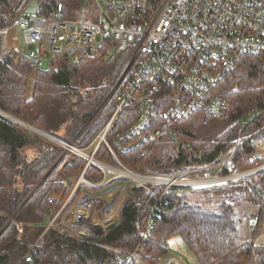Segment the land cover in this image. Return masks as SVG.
Listing matches in <instances>:
<instances>
[{
    "label": "trees",
    "instance_id": "trees-1",
    "mask_svg": "<svg viewBox=\"0 0 264 264\" xmlns=\"http://www.w3.org/2000/svg\"><path fill=\"white\" fill-rule=\"evenodd\" d=\"M16 1L0 0V28L8 25ZM35 1L39 13L52 14L61 0ZM78 2L65 1L64 10ZM3 32L0 31V109L37 129L86 146L115 110L116 93H111L129 63V54L110 60L80 57L74 62L60 56L48 69H33L25 56L15 60L19 51L7 46ZM216 91L231 104V112L223 118L196 113L179 122L176 132L180 142L173 143L161 135L147 156L148 169L170 172L183 164L218 163L220 156L229 155L234 145L232 162L238 169L263 161L256 154V144L264 138L261 58L243 56ZM133 112L134 107L123 109L113 122L110 135L133 120ZM68 157H72L71 162H67ZM96 157L111 158L104 146ZM121 157L130 166L139 160L137 151ZM84 166L83 159L63 155L59 146L0 119V264H158L169 253L167 242L174 235L182 238L197 264H264V243L258 245L248 239L249 227L264 222V170L246 179L248 189L243 195L238 187L213 190L221 192L214 210L190 203V193L169 197L165 211L154 216L141 249L139 231L148 212L140 209L138 201L147 190L128 186L118 221L104 234L80 237L50 228L32 259L25 261L22 257L29 242L46 225L35 211L47 213L50 206L58 208L73 188L68 181L75 180ZM231 168L232 165H222L218 173H230ZM85 176L99 181L102 174L90 166ZM160 190L153 188V198L158 197ZM51 196L57 198L54 204L48 203ZM242 215L246 217L241 225L246 236L239 229ZM135 249L140 261L130 258Z\"/></svg>",
    "mask_w": 264,
    "mask_h": 264
},
{
    "label": "built area",
    "instance_id": "built-area-1",
    "mask_svg": "<svg viewBox=\"0 0 264 264\" xmlns=\"http://www.w3.org/2000/svg\"><path fill=\"white\" fill-rule=\"evenodd\" d=\"M28 1L17 0L8 25L0 28L17 29L22 44L35 48V52L19 51L15 60L23 55L33 69H48L60 56L70 62L80 57L110 60L125 53L130 58L111 93H116L115 110L85 147L37 129L0 109V119L8 124L59 146L63 155L85 161L61 205L50 206L47 213L35 211L46 225L28 244L22 259H32L50 228L80 237L104 234L107 221L118 217L125 200L119 190L101 193L110 190L114 181L147 190L138 201L140 209L148 212L139 231L141 247L148 239L154 216L165 211L169 197L232 187H238L243 195L248 189L246 179L264 170V160L245 169L233 166L236 145L229 155H221L218 163L183 164L170 172L152 171L146 164L149 151L161 135L173 143L180 142L176 132L179 122L196 113L223 118L231 112V104L216 88L243 56L260 57L264 65V0H79L67 8L92 1L96 21L71 19L64 10L68 0L60 1L52 14H23ZM127 107L135 108L133 120L110 135L113 122ZM101 146L107 149L110 159L96 157ZM134 151L139 160L130 166L121 154ZM225 164L232 165L231 172L218 173ZM90 166L101 172L99 181L85 177ZM154 187L161 188L157 198H153ZM77 190L80 192L72 200ZM56 200L51 196L48 203ZM91 211L97 214L92 215ZM261 235L264 222L249 227L250 242ZM131 257L140 261L137 249ZM164 264L181 262L169 257Z\"/></svg>",
    "mask_w": 264,
    "mask_h": 264
},
{
    "label": "rangeland",
    "instance_id": "rangeland-1",
    "mask_svg": "<svg viewBox=\"0 0 264 264\" xmlns=\"http://www.w3.org/2000/svg\"><path fill=\"white\" fill-rule=\"evenodd\" d=\"M37 9L38 8H37L36 1L30 0V1H28L27 5L23 11V14L33 15L37 12ZM66 13L71 19H74V20L96 21V18L94 16L96 13V7L92 3V1L83 2V3L81 2L78 4L77 7H75V6L70 7L69 9H67ZM11 32H13L12 36H10L9 31L4 30V32L2 33V36H3L4 40H7V38L14 40V43H15L14 49L16 51H22V52L24 51L25 52L27 50H31V51L35 52L34 47H26L22 44L20 32L17 29H13V31H11ZM31 85H32V78H30V80L28 82V91H27L28 95L30 94ZM41 140L44 142H47V141L43 140L42 138H41ZM78 147H80V146H78ZM25 151L29 155L32 153L29 150H25ZM256 154L258 157H260L261 160H264V138L257 142ZM71 160H72V157L67 158V162H71ZM76 179L75 180L73 179V181L70 180V182L74 183L76 181ZM113 183H115V184L113 185V187L110 190H105L101 193L107 194L109 191L114 192L116 190H119L120 194L125 195V191L127 190V187L129 185L127 183L124 184L121 181H114ZM220 195H221L220 191H209V192L199 191V192H194V193L188 194V199H189V202L192 204L200 205V206H202L206 209H209V210H214L216 207V203H218V199H219ZM124 198H125V196H124ZM227 203H230L228 198H227ZM99 207H100V205H98L96 207V209H99ZM250 211H252V210L250 209ZM91 214L95 215L97 213H96V211H91ZM116 215L118 216V212ZM93 217H95V216H93ZM245 219H246L245 215H242L241 224H240V228H239L242 236L247 235V233L245 232L246 231L245 228L241 226L242 223L245 221ZM113 220H114L113 222H117L118 217H115V219L113 218ZM107 225H108V223L105 225V228H107ZM102 228H103V226H102ZM255 243L258 245L263 244L264 243V235L259 236L255 240ZM167 248H168L169 253L166 256L162 257L158 264H164L166 259L169 258V255H171V253L174 254L175 256H177V258L180 260L181 264H197V259H196L195 255L188 249V247L186 246V244L184 243V241L182 240V238L179 235H174L173 238L168 240ZM173 249L176 252L175 251L170 252V250H173Z\"/></svg>",
    "mask_w": 264,
    "mask_h": 264
},
{
    "label": "crops",
    "instance_id": "crops-1",
    "mask_svg": "<svg viewBox=\"0 0 264 264\" xmlns=\"http://www.w3.org/2000/svg\"><path fill=\"white\" fill-rule=\"evenodd\" d=\"M7 31H9V34H10V36H12L13 35V32H11V31H13V29L11 30H7ZM15 35V34H14ZM13 38V37H12ZM6 43H7V46L9 47V48H11V49H14L15 48V43H14V40H11L10 38H7V40H6ZM172 251H175L174 249L173 250H170V252H172ZM176 252V251H175ZM169 257H177V256H175L174 254H172L171 253V255H169Z\"/></svg>",
    "mask_w": 264,
    "mask_h": 264
},
{
    "label": "water",
    "instance_id": "water-1",
    "mask_svg": "<svg viewBox=\"0 0 264 264\" xmlns=\"http://www.w3.org/2000/svg\"><path fill=\"white\" fill-rule=\"evenodd\" d=\"M93 118H94V117H93ZM93 118H92V119H93ZM92 119H91V120H92ZM107 223H108V225H107V228H108V229H109L110 227H112V226L115 224V222L110 221V220H108Z\"/></svg>",
    "mask_w": 264,
    "mask_h": 264
},
{
    "label": "bare ground",
    "instance_id": "bare-ground-1",
    "mask_svg": "<svg viewBox=\"0 0 264 264\" xmlns=\"http://www.w3.org/2000/svg\"><path fill=\"white\" fill-rule=\"evenodd\" d=\"M61 1H65V0H61ZM70 6V5H69ZM68 8V7H67ZM67 11V10H66ZM64 13H65V11H64ZM86 177V176H85ZM90 180V179H89ZM55 197V196H54ZM58 201H60V200H58ZM55 202H57V201H55ZM54 204V203H53ZM55 207V206H54ZM141 248V247H140Z\"/></svg>",
    "mask_w": 264,
    "mask_h": 264
}]
</instances>
